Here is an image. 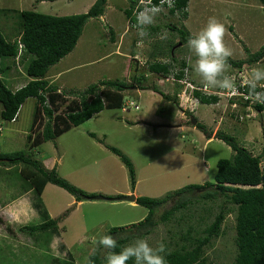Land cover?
<instances>
[{"label": "rangeland", "instance_id": "374dc122", "mask_svg": "<svg viewBox=\"0 0 264 264\" xmlns=\"http://www.w3.org/2000/svg\"><path fill=\"white\" fill-rule=\"evenodd\" d=\"M94 1L0 0V8L5 9L0 11V31L7 40L18 37L21 10L61 16L86 12ZM127 7L129 0H107L103 14L87 20L74 49L45 75L50 85L57 88L56 92L61 93L54 105L48 104L54 109V116L64 117L67 106L80 101V91L105 79L124 80L128 85L122 91L121 106L104 108L31 150L27 135L36 99L29 97L21 104L14 121H3L0 117L3 126L0 152L23 150L44 169L55 167L59 177L87 195L108 198L134 193L165 198L190 184L215 183L217 160L233 155L231 147L214 136L217 132L231 135L239 146L247 150L251 147L252 154H260L264 149V112L240 102L239 98L230 100L221 96L216 104H207L188 92L180 96L183 86L170 83L168 74L178 72L181 61H185L190 68L188 79L200 81L191 70L195 58L187 42L181 44L175 29H186L194 36L210 17L227 28L225 43L232 49L230 58L246 60L264 45V5L259 0H188L185 18L178 10L172 14L162 12L142 43L124 13ZM164 33L167 38L161 39ZM173 48L176 61L172 60L169 73L162 75L148 70L149 62L161 59L171 62L167 53ZM29 58L18 54L2 60V64L9 65L2 79L10 89H17L30 79L25 73ZM251 67L264 68V59ZM140 75L145 78L136 80ZM246 113L250 117L240 120L239 116ZM197 122L211 132L209 139L196 127ZM41 130L42 126L36 125L32 132ZM109 147L120 150L131 161L134 188L127 167ZM21 167L22 163L0 165V264H59L66 260L84 264L91 253L107 252L94 245L93 238L108 235L112 227H132L148 213L146 207L135 202L87 198L77 201L71 193L52 183H47L38 197L32 190L27 193L29 184ZM204 191L189 194L186 206L168 220L158 222L149 234L132 238L126 245L136 239H145L153 247L163 242L167 252L189 245L188 237L200 236L216 213L225 209L220 233L205 246L204 254L214 263L233 264L237 252L235 206L223 196L202 198ZM176 201V197L169 198L158 207L156 219ZM50 218L58 219L52 230L21 229Z\"/></svg>", "mask_w": 264, "mask_h": 264}, {"label": "trees", "instance_id": "16d2710c", "mask_svg": "<svg viewBox=\"0 0 264 264\" xmlns=\"http://www.w3.org/2000/svg\"><path fill=\"white\" fill-rule=\"evenodd\" d=\"M55 1V0H41ZM107 0H95L86 12L68 15H52L35 10L19 11L20 31L18 37L7 40L0 31V103L2 109L0 117L3 121H11L17 117L21 104L29 97L36 99L31 131L28 133L29 147L32 150L42 142L53 139L54 136L61 134L72 126H78L91 118L94 114L104 108L121 106L124 97L122 91L128 86L124 80L105 79L98 83L90 84L83 92H79L80 101H72L67 106L64 117L54 116L48 104L54 105L56 99L60 97L56 92V87L50 85L45 79L48 69L59 62L63 57L70 53L77 44L82 34L83 27L90 18H97L104 12ZM139 0H129V7L124 9V13L134 24V9ZM157 2L158 0H153ZM264 5V0H259ZM188 0H175V6L169 12L175 13L177 9L185 18L187 16L186 7ZM5 9L0 8V11ZM7 10V9H6ZM133 27V26H132ZM184 44L191 37L186 29L176 28ZM21 54L22 58L27 55L30 58L25 66V73L30 79L17 89H10L2 79V75L9 68L8 64H2V60L16 57ZM171 62L161 63L159 61L149 62L147 68L150 72L165 75L170 72L174 57V50L168 51ZM264 59V45L254 53H250L246 60L234 61L230 57L228 63L233 67L240 68L243 64H253ZM182 67L185 61L180 63ZM145 75H140L136 80H143ZM177 77L182 76L179 71ZM145 87H140L144 89ZM247 91V89L245 88ZM162 97L171 99L163 92H159ZM194 95L200 103H216V95H204L195 92ZM240 102L248 105V101ZM258 112H264V104L252 103ZM46 117L45 122L43 118ZM42 126L40 132H32L34 127ZM196 127L201 129L207 139L211 137V132L205 129L202 123L197 122ZM92 135V133H90ZM216 138L223 140L233 150L230 158H219L216 162L215 183L190 184L177 190L172 195L165 198H150L147 196H137L135 203L148 209L147 215L132 227L119 228L112 227L108 235H115L118 243L117 251L120 247L132 238L143 237L149 234L158 222H164L178 209L186 206L187 196L195 190H205L201 194L202 198L214 199L223 196L229 203L235 206V245L237 252L233 264H264V172L261 170L260 162L264 159V149L260 154L254 155L243 146H239L229 134L217 132ZM264 139V131H263ZM110 151L116 154L123 164L127 167L131 186L134 188V167L120 150L109 147ZM21 172L31 189L40 197L47 183L55 184L69 193L77 201L86 198L87 195L82 189L77 188L56 173L55 167L50 170L44 169L40 163L34 160L23 150L0 152V165L11 166L21 164ZM23 168V169H22ZM176 197L178 201L164 210L159 219L155 213L161 205L169 198ZM42 212V210H39ZM227 210L220 209L213 220L203 229L200 236L188 237L189 245L170 250L166 254V264H217L208 260L204 254L205 246L220 233L222 223ZM44 214V212H43ZM58 219H48L39 224L24 225L22 230L30 232L38 230H52ZM105 255L99 250L89 255L88 261L84 264H105ZM59 264H77L74 260H66ZM129 264H132L130 261Z\"/></svg>", "mask_w": 264, "mask_h": 264}, {"label": "clouds", "instance_id": "9594fccd", "mask_svg": "<svg viewBox=\"0 0 264 264\" xmlns=\"http://www.w3.org/2000/svg\"><path fill=\"white\" fill-rule=\"evenodd\" d=\"M165 5L169 9L173 8L174 0H159L158 4H154L152 0H139L137 10L134 12L133 27L141 43L150 36L149 28L155 25L156 18L165 10ZM226 34L225 24L215 17H210L206 26L188 39L187 45L195 58L191 70L201 80L203 86L234 94L237 91L236 82L228 74L230 67L228 58L233 53L225 43ZM160 38L166 39L167 34H162ZM241 86L247 89V96L252 103L264 104V68L249 69L242 77ZM15 119L16 117L11 121ZM0 127L2 130L3 126ZM92 243L107 250L105 264H129L130 261L132 264H166L167 249L163 242L153 247L145 239H136L120 247L118 251L117 240L111 235L93 238Z\"/></svg>", "mask_w": 264, "mask_h": 264}, {"label": "built area", "instance_id": "2783aa9c", "mask_svg": "<svg viewBox=\"0 0 264 264\" xmlns=\"http://www.w3.org/2000/svg\"><path fill=\"white\" fill-rule=\"evenodd\" d=\"M152 2L154 4H158L159 0L157 2H154L152 0ZM174 2H175V0H174ZM138 3H139V1H138ZM138 3L134 9V12L137 10ZM168 10H169V8H167V6L165 5L164 11H168ZM159 62L166 63L168 61L161 59V60H159ZM256 63H258V62H256ZM229 66L230 67L228 70V74L231 75L235 79L236 86H237V91L234 94L230 93V92H225V91H222L219 89H207L203 86V84L201 83V80L200 81H193V79H188V75L190 73V68L187 64L184 67H181L179 70L182 72V76L177 77L176 74L178 75L179 71L178 72H172L170 70L171 72L168 74V78H170V83H178L179 85L183 86L182 92L179 93L180 96H182L183 94H186V92H188L189 95H192L194 97V93L198 92V93H201L204 95H216L218 98H220L221 96H225L230 100L239 98V99H242L244 102L248 101V106H251L252 101L248 98L247 91L245 90V87L241 86L242 85V77L245 73L248 72L249 69L252 68L251 64L247 65L248 67H245L246 65L243 64L240 68L233 67L230 64H229ZM246 117H250V113H246L244 116L240 115L239 119L244 120ZM260 167H261V170L264 172V159L260 162Z\"/></svg>", "mask_w": 264, "mask_h": 264}, {"label": "water", "instance_id": "95a60500", "mask_svg": "<svg viewBox=\"0 0 264 264\" xmlns=\"http://www.w3.org/2000/svg\"><path fill=\"white\" fill-rule=\"evenodd\" d=\"M173 50L174 48L172 49V51ZM192 122L196 123V120L192 118ZM86 198L89 200H123V201H129V202H135L136 200L135 194H130V195L122 196V197H115V198H108V197L96 194V195L86 196Z\"/></svg>", "mask_w": 264, "mask_h": 264}, {"label": "crops", "instance_id": "0c3cea01", "mask_svg": "<svg viewBox=\"0 0 264 264\" xmlns=\"http://www.w3.org/2000/svg\"><path fill=\"white\" fill-rule=\"evenodd\" d=\"M44 2V1H43ZM90 5V4H89ZM137 43V42H136ZM135 56V55H134ZM49 70V69H48ZM139 91H141V90H139ZM99 113V112H98ZM97 114V113H96ZM95 115V114H94ZM139 119H142V118H139ZM133 122V121H132ZM128 123H130L129 121H128ZM134 123V122H133ZM249 150V149H248ZM250 152H253V150L251 149V147H250V150H249ZM31 191V189L30 190H28V192L27 193H29ZM134 193V192H133ZM135 194V196L137 197L138 195L136 194V193H134ZM27 194H25V196H26ZM24 197V196H23ZM21 199V198H20ZM16 209H17V207H16Z\"/></svg>", "mask_w": 264, "mask_h": 264}]
</instances>
